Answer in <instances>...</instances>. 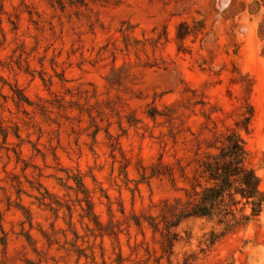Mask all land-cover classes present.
Wrapping results in <instances>:
<instances>
[{
    "label": "rangeland",
    "instance_id": "374dc122",
    "mask_svg": "<svg viewBox=\"0 0 264 264\" xmlns=\"http://www.w3.org/2000/svg\"><path fill=\"white\" fill-rule=\"evenodd\" d=\"M247 101L264 192V0H0V264H264V211L150 225Z\"/></svg>",
    "mask_w": 264,
    "mask_h": 264
},
{
    "label": "trees",
    "instance_id": "16d2710c",
    "mask_svg": "<svg viewBox=\"0 0 264 264\" xmlns=\"http://www.w3.org/2000/svg\"><path fill=\"white\" fill-rule=\"evenodd\" d=\"M187 23H181L177 40L183 41L190 34ZM247 112L235 126L225 132L215 133L207 143L208 150L195 158L193 175L185 188V200H175L161 221L151 219L150 225L162 236L161 247L165 254L174 252L178 233L172 231L183 219L206 217L217 219L219 224L246 225L264 211V192L260 189V178L249 161V151L241 131L249 133L254 107L247 101ZM197 155V153H196ZM159 174L153 172L152 175ZM172 179L173 173H171ZM88 212L92 210L87 198ZM250 208V212L247 209ZM97 223L98 220H97Z\"/></svg>",
    "mask_w": 264,
    "mask_h": 264
}]
</instances>
